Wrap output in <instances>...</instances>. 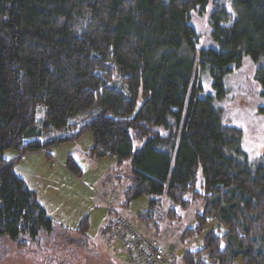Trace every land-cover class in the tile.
Listing matches in <instances>:
<instances>
[{"label": "trees", "instance_id": "trees-1", "mask_svg": "<svg viewBox=\"0 0 264 264\" xmlns=\"http://www.w3.org/2000/svg\"><path fill=\"white\" fill-rule=\"evenodd\" d=\"M228 1L230 8L217 2L209 18L217 47L200 49L189 19L210 0H0V244L56 249L59 234L62 248L76 243L95 254L87 252L97 249L83 228L81 237L54 223L11 163L89 130L90 157H115L116 166L130 161L121 205L165 195L186 209L199 199L202 210L181 239L200 235L210 219L226 229L208 231L180 264H264V163L249 159L251 132L224 123L218 103L223 78L244 57L260 62L254 77L264 98V0ZM203 72L217 97L198 95ZM115 74L121 89L110 84ZM95 102L98 114L77 131L32 139L39 103L52 126L72 130L69 117ZM256 112L264 115V103ZM8 148L17 152L10 161L3 157ZM118 178L105 180L107 194ZM110 205L117 209L112 199Z\"/></svg>", "mask_w": 264, "mask_h": 264}, {"label": "rangeland", "instance_id": "rangeland-1", "mask_svg": "<svg viewBox=\"0 0 264 264\" xmlns=\"http://www.w3.org/2000/svg\"><path fill=\"white\" fill-rule=\"evenodd\" d=\"M217 2L229 7L228 0H210L202 13L192 11L189 19L190 25L198 33V48H216L217 44L211 36L209 18L216 8ZM259 63L253 62L249 57H244L241 65L234 69L222 80L224 96L218 100L222 109V119L228 125L241 128L254 143L246 145L249 159L256 164L264 163V115L256 112L257 106L264 103L261 92L263 88L255 80V71ZM202 90L200 97L208 94L216 95V89L212 86L210 76L203 72L200 76ZM117 88L121 87L120 75L115 74L110 83ZM99 105L95 102L90 108L71 115L69 123L76 124V129L55 128L46 119L45 105L39 103L35 117L32 139L50 140L57 137H65L77 131L89 118L99 112ZM156 130L165 133L158 127ZM92 145V133L87 130L74 140H66L46 146L43 151L28 153L19 156L12 161V170L22 178L26 186L35 193L37 202L45 210L54 223L67 231L80 235L81 229L89 242L96 247V254L87 255L76 243H66L62 248V235L55 234L54 241L59 245L56 249H50V244L44 248L39 244L17 247L16 243L4 239L0 244V264H128L125 252L118 250L113 252L106 246V233L103 221L108 215L105 206L103 190L106 181L118 174L119 186L112 204L136 229L147 233L151 239L163 246H171L176 256V263L185 250L196 249L202 244L203 236L210 230L218 233L226 231L216 219H210L202 233L193 238L182 240L181 234L187 227L195 225V215L200 213L203 207L201 200H193L186 209H179L165 195L143 196L130 201L123 206L121 194L127 186L130 178V161L124 160L116 166L115 157L92 158L89 149ZM134 147H139L135 144ZM17 156V152L8 148L3 151L5 160H11ZM76 166L77 171L74 169ZM73 170V171H72ZM202 182L199 173L198 185ZM151 199L160 202L151 204ZM120 204V205H119ZM169 208H175L176 214L170 217ZM89 213V214H88ZM147 215L145 220L143 217ZM86 219L87 228L81 227L80 222ZM104 225V226H103ZM220 228V231H218ZM81 237H84L80 235ZM77 238V235L71 236ZM61 245V246H60ZM48 249V250H47ZM84 258V259H82ZM234 264H243L236 259Z\"/></svg>", "mask_w": 264, "mask_h": 264}, {"label": "built area", "instance_id": "built-area-1", "mask_svg": "<svg viewBox=\"0 0 264 264\" xmlns=\"http://www.w3.org/2000/svg\"><path fill=\"white\" fill-rule=\"evenodd\" d=\"M105 205L109 210L105 220L106 246L109 249L125 252L128 264H177L172 247H164L147 233L136 229L110 205V200Z\"/></svg>", "mask_w": 264, "mask_h": 264}, {"label": "crops", "instance_id": "crops-1", "mask_svg": "<svg viewBox=\"0 0 264 264\" xmlns=\"http://www.w3.org/2000/svg\"><path fill=\"white\" fill-rule=\"evenodd\" d=\"M117 185H112V187H114V189H113V193H111V194H107V192L105 191L104 192V195L106 196V197H104V200L106 199V198H109V196L111 195V197L112 196H116V192H117V187L119 186L118 184H119V181H118V183H116ZM113 198V197H112ZM106 206V205H105ZM89 214V213H88ZM106 218H107V215H106V217H105V219H104V221H103V224L105 225V220H106ZM103 225V226H104ZM165 247V246H164ZM166 247H171V246H166Z\"/></svg>", "mask_w": 264, "mask_h": 264}, {"label": "water", "instance_id": "water-1", "mask_svg": "<svg viewBox=\"0 0 264 264\" xmlns=\"http://www.w3.org/2000/svg\"><path fill=\"white\" fill-rule=\"evenodd\" d=\"M91 248H92V246L91 245H89L88 247H87V252H95V254H96V250L95 251H91ZM82 259H84V258H82Z\"/></svg>", "mask_w": 264, "mask_h": 264}]
</instances>
